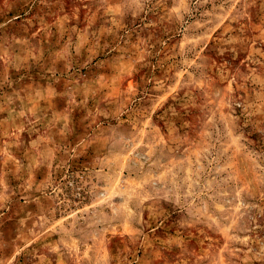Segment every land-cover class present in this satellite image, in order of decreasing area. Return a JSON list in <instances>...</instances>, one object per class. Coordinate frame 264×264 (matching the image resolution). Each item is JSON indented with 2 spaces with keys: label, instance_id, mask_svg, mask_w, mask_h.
Returning <instances> with one entry per match:
<instances>
[{
  "label": "rangeland",
  "instance_id": "374dc122",
  "mask_svg": "<svg viewBox=\"0 0 264 264\" xmlns=\"http://www.w3.org/2000/svg\"><path fill=\"white\" fill-rule=\"evenodd\" d=\"M0 264H264V0H0Z\"/></svg>",
  "mask_w": 264,
  "mask_h": 264
}]
</instances>
